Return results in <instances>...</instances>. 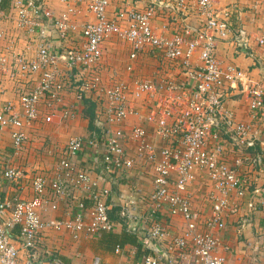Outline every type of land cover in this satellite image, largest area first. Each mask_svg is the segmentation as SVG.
<instances>
[{
  "label": "built area",
  "instance_id": "obj_1",
  "mask_svg": "<svg viewBox=\"0 0 264 264\" xmlns=\"http://www.w3.org/2000/svg\"><path fill=\"white\" fill-rule=\"evenodd\" d=\"M82 1L94 20L77 26L64 12L54 15L46 9L43 0H13L16 26L37 42L31 58L13 56L15 74L26 83L15 102L0 105V132L8 129L10 146L14 152L18 151L25 141L22 128L36 121L40 110L47 113L45 121L54 110L59 109L62 117L72 114L70 107L63 106V93L74 83L77 101L89 98L96 105L94 123L102 125L99 141L104 147V163L122 170L130 169L132 159L119 143L122 137L120 124L135 111L126 98L123 84L112 83L104 88L99 77L93 74L101 57V43L107 37L120 35L129 46L130 60L143 53H152L169 62L181 58L188 81L180 83L166 76L159 81L165 99L154 108L153 133L162 141V146L155 152L144 143L146 132L142 126H135L129 132V138L138 142L153 174L152 189L143 196L145 209L138 216L137 228L142 234L140 244L151 252L134 263L117 264H159L154 245L160 247L162 242L163 248H160L165 254L166 264H226L224 256L216 249L217 240L212 229L224 226L221 211L227 206L228 192L232 189L241 192L245 181L235 168L240 159L235 158L232 164H228L215 156L217 145H213L215 148L212 150L208 144L217 140L218 127L223 128L222 131L234 144H243L247 132L243 123L222 111L227 89L235 88L236 83H242L246 77L236 65H221L216 58L215 42L226 39L231 30L227 11L215 10L213 0H193L194 11L200 19L199 26L192 27L179 21L169 34L164 33L165 27L161 31L152 27L156 8L152 3L141 9L130 6L107 15L109 0ZM173 1L171 7L175 12L186 11L184 0ZM76 30L80 39L76 44H68ZM54 31L55 39L51 36ZM237 34L242 35V30ZM3 38L4 31L0 27V40ZM255 40L263 45L264 34L257 35ZM194 59L198 65H192ZM5 63L7 59L0 49V71ZM130 68L129 63L125 69ZM157 89L148 80L136 81L132 94L139 96L142 92ZM249 93L252 96L250 108L258 107L262 101V88L257 83L252 84ZM96 146L94 137L70 136L51 178L47 180L43 175L31 178L32 192L36 196H41L49 187L51 209L56 207V200L74 191L85 194L90 204L86 206L81 198H77L76 208L69 217L43 220L36 212L33 199L14 195L2 198L0 264H61L55 259L40 258L36 252L46 229L59 231L64 228L73 238L80 232L95 234L100 230H112L113 223L107 215L108 190L92 188L86 170L73 161L82 151ZM193 169L202 170L215 190L210 194L211 212L204 219L202 229L197 227L196 216L189 207L185 191ZM20 175V170L10 163L2 167V177L7 182H14ZM162 206L167 208L169 215L179 216L184 223L179 234L171 236L158 218ZM118 249L114 248L116 252ZM90 264L113 263L94 257Z\"/></svg>",
  "mask_w": 264,
  "mask_h": 264
},
{
  "label": "crops",
  "instance_id": "obj_2",
  "mask_svg": "<svg viewBox=\"0 0 264 264\" xmlns=\"http://www.w3.org/2000/svg\"><path fill=\"white\" fill-rule=\"evenodd\" d=\"M184 1L186 11L181 13L175 12L171 7L173 0H109L106 13L111 15L130 6L141 9L152 3L156 6L155 15L151 20L152 27L156 31H161V28L165 27L164 33L170 34L172 26L179 21L192 27L200 24L192 5L193 0ZM43 2L45 8L54 15L64 12L77 26L94 20L82 0ZM213 7L218 11L221 9L227 11V21L231 29L226 39L215 42L216 58L221 65L226 63L236 65L246 76L242 83H236L235 88L227 89L222 111L243 123L247 132L243 144H234L222 131L223 128L218 127L217 140L209 141L208 146L212 147V150L215 148L213 145H217L214 152L218 159L228 164H232L235 158L240 159V164L235 168L245 181V187L241 192L234 189L228 192L227 206L221 211L224 226L212 229V233L217 240L216 249L224 256L226 264H264V44L260 45L255 40L257 35L264 34V0H213ZM1 9L0 27L4 31V38L0 40V49L7 63L0 71V105L3 102H15L19 91L26 83L15 74L13 56L31 58L37 42L16 26L13 0H1ZM239 30H242V35L237 34ZM51 36L55 39L56 32H52ZM236 36L240 38L236 39ZM79 39V31L76 30L68 44H76ZM128 53L129 46L120 35L105 38L101 43V57L93 69V74L99 77L104 88L112 83H121L126 87V98L135 112L122 120L120 124L122 137L119 143L132 159V167L122 170L104 163V147L102 141H99L102 125L94 123V115L89 122L86 117L79 114L76 108L81 102L77 100V104L73 102V83L67 86L63 93V106L66 105L68 109L70 107L72 114L62 117L59 109L54 110L49 113V120L45 121L44 116L47 113L40 110L36 121L22 128L25 141L18 151L14 152L10 146L8 129L0 132V201L6 196L13 195L33 199L36 212L43 220L69 217L76 208L77 198H81L84 205L88 206L90 200L85 198V194L74 191L69 196L56 200V207L51 209L52 196L49 187H46L41 196H36L32 192L31 178L35 175H43L47 180L51 178L61 150L70 136L94 137L97 139V146L82 151L73 158V161L86 170L92 188L104 187L108 190L107 215L112 220V230L134 231L138 228V216L145 209L143 196L152 189L153 174L149 161L144 158L138 142L129 138V132L135 126H142L146 132L144 143L157 152L162 146V141L153 133L154 108L165 99L164 92L159 88V81L164 76L180 83L188 80L181 58L169 62L152 53H143L130 60ZM193 61L192 65H198L195 59ZM129 63L131 68L126 70ZM72 78L73 76L70 82ZM143 80L150 81L154 88L158 89L134 96L132 93L135 90V82ZM256 83L262 88L263 96L260 105L252 109L249 86ZM95 111L94 103V114ZM6 163L12 164L21 172L14 182H7L2 177V167ZM185 191L189 207L196 216L197 227L202 229L204 219L211 212L210 194L215 193V190L211 188L202 170L193 169L192 178L186 184ZM158 218L171 236L179 234L184 228L179 216L169 215L165 206L159 209ZM98 236V232L95 234L80 232L73 238L64 228L59 231L46 229L36 252L40 258L55 259L62 264H90L94 257L113 264L134 263L145 253L142 247L137 248L129 244L119 247L117 252L114 249L106 250L99 244ZM162 246L163 242L160 247ZM159 264H166L160 255Z\"/></svg>",
  "mask_w": 264,
  "mask_h": 264
},
{
  "label": "trees",
  "instance_id": "obj_3",
  "mask_svg": "<svg viewBox=\"0 0 264 264\" xmlns=\"http://www.w3.org/2000/svg\"><path fill=\"white\" fill-rule=\"evenodd\" d=\"M76 109L79 114L86 117L89 122L92 121L94 115V103L90 99L84 98ZM108 219L112 221L110 218ZM98 234V242L106 250H112L115 247H122L125 244H129L134 245L137 248L142 247L145 252L143 255L151 252L140 244L139 237L142 234L139 229H135L134 231L122 229L119 232L113 230H100Z\"/></svg>",
  "mask_w": 264,
  "mask_h": 264
},
{
  "label": "water",
  "instance_id": "obj_4",
  "mask_svg": "<svg viewBox=\"0 0 264 264\" xmlns=\"http://www.w3.org/2000/svg\"><path fill=\"white\" fill-rule=\"evenodd\" d=\"M236 39H239L238 36H236ZM238 45H239L238 47L240 48V44H238ZM241 50L244 51V49H242V48H241ZM154 251H155V253L157 255L162 256L166 260L165 254H164L163 250L159 246L154 245Z\"/></svg>",
  "mask_w": 264,
  "mask_h": 264
},
{
  "label": "rangeland",
  "instance_id": "obj_5",
  "mask_svg": "<svg viewBox=\"0 0 264 264\" xmlns=\"http://www.w3.org/2000/svg\"><path fill=\"white\" fill-rule=\"evenodd\" d=\"M72 90H73V93H72V95H73V97H72V98H73V102H76V100H77V99L75 98V91H76V90H75V89H72ZM76 104H77V102H76Z\"/></svg>",
  "mask_w": 264,
  "mask_h": 264
}]
</instances>
